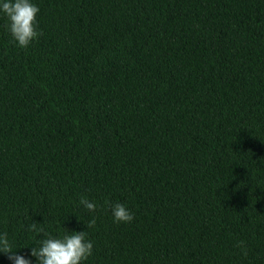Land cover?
<instances>
[{
    "label": "trees",
    "instance_id": "obj_1",
    "mask_svg": "<svg viewBox=\"0 0 264 264\" xmlns=\"http://www.w3.org/2000/svg\"><path fill=\"white\" fill-rule=\"evenodd\" d=\"M31 2L26 48L0 12L13 250L37 264L35 222L85 231L82 264H264V0Z\"/></svg>",
    "mask_w": 264,
    "mask_h": 264
},
{
    "label": "clouds",
    "instance_id": "obj_2",
    "mask_svg": "<svg viewBox=\"0 0 264 264\" xmlns=\"http://www.w3.org/2000/svg\"><path fill=\"white\" fill-rule=\"evenodd\" d=\"M0 12L7 17L9 32L19 47L26 48L40 34L36 29L39 8L31 0H2ZM80 203L90 212L96 210L97 205L86 198L82 197ZM110 207L114 222H131L134 219L133 213L124 204L115 203ZM95 223L93 217L87 227L91 228ZM37 224L34 222L31 230L46 237L29 252L31 257H36L37 264H82L92 254L93 244L86 238L85 231L69 232L65 229L63 236L53 237L43 228H38ZM0 253L6 254L12 264H32L30 259L13 250L6 232L0 234Z\"/></svg>",
    "mask_w": 264,
    "mask_h": 264
}]
</instances>
